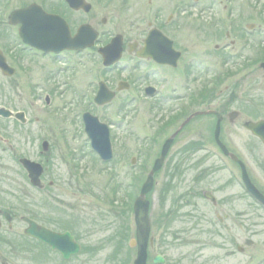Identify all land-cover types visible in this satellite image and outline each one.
<instances>
[{
    "label": "rangeland",
    "instance_id": "rangeland-1",
    "mask_svg": "<svg viewBox=\"0 0 264 264\" xmlns=\"http://www.w3.org/2000/svg\"><path fill=\"white\" fill-rule=\"evenodd\" d=\"M134 1L111 0L102 9L93 5L90 17L96 15L97 24L106 19L105 26L96 27L107 40L128 32L132 25L146 23V18H136L124 4ZM21 2L9 0V8ZM164 2L170 5L167 11L183 7V31L172 32L182 51L183 71L178 67L167 74V81H151L160 91L158 97L171 99L161 107L155 108L142 88L135 86L103 108L89 106L84 96L90 92L92 99L99 82L106 80L115 90L126 77L120 71L104 73L94 53L90 58L77 56L75 66L66 71L62 64L45 60L47 65H35L30 73L11 79L0 75V106L23 112L27 120L25 126L0 121L5 131L0 134L11 138L14 149L8 158L5 144L0 143V211L12 217L10 233L0 217V264H132L136 250L129 246L134 237L131 207L139 188L163 141L184 117L211 109L215 97L220 98L221 108L231 102L229 112L239 113L233 124L222 125L220 139L245 164L252 183L264 194V146L243 128L245 121L264 120L260 68L264 0H160L156 5ZM250 24L252 33L247 30ZM244 34L250 38L244 40ZM7 35L11 45L19 43L15 27ZM125 38L136 37L127 34ZM215 46L227 49L216 52ZM119 64L130 63L125 57ZM140 73H131L137 85L143 80ZM49 93L52 101L46 106ZM85 111L110 128L113 159L109 164L101 163L89 148L80 120ZM165 123L171 125L163 130ZM214 123L209 116L193 118L154 176L155 185L146 197L154 237L147 264L157 254L167 264H264V208L245 194L238 167L215 147ZM42 139H48L52 147L41 160ZM195 146L201 150L190 156ZM19 158L47 168L41 177L42 191L29 185ZM132 158L135 165L130 163ZM204 191L215 197L216 205L202 197ZM21 216L57 232L70 230L80 245L79 254L62 262L59 255L24 239Z\"/></svg>",
    "mask_w": 264,
    "mask_h": 264
},
{
    "label": "flooded vegetation",
    "instance_id": "flooded-vegetation-1",
    "mask_svg": "<svg viewBox=\"0 0 264 264\" xmlns=\"http://www.w3.org/2000/svg\"><path fill=\"white\" fill-rule=\"evenodd\" d=\"M109 1L108 0H22V2L19 4L20 6H18L17 8L10 9L9 0H0V58H2V61H4L8 67L14 70V75L12 76H6L4 74L2 75L1 72H0V75L6 79H11V78H14L15 75L18 73H30L31 68L35 67V65H38V67H41V66L53 63V62L62 64V67H61L62 71H66L70 67L75 66V58L77 56L84 55L90 58V55L94 53L95 55H97L98 58H100V56L98 55L99 49L107 45L112 37L109 40H107V38H105L104 32L96 27V26H99L100 24L102 26H105L107 23L106 19L102 18L100 20V23L97 24L96 15L91 16V17L90 15L92 13V10L93 9L95 10L93 5H95V7L98 6L100 9H102V7H105ZM158 1L160 0H136L132 3H124V4H127V8L130 9V11L134 13L136 18L138 19L146 18L147 19L146 23L143 26L139 24H135V25H132V27L129 29L130 31L128 30V32H118L113 35V36L119 35L121 37L122 53H121V59L119 63L125 57L128 58V63H130L129 65H126V66H120V64H118L114 66L112 70V71H120L121 74H125L126 77L123 80H121L123 82L129 83V89L125 92H129L130 90L132 91L134 86L138 88H142V91H144V89L147 87L153 88L154 84L152 82L161 83L163 81L164 82L167 81L166 79L167 74L170 73L171 71H175L176 69H178V67H181L183 71L182 51L178 49L176 42L172 39L173 31L174 32L183 31V7L178 8L174 11H167L170 9L169 3L164 2L162 3V5L159 6V5H156L157 4L156 2ZM32 5L36 6L37 10L45 15L56 16V17L61 18L67 25V28L71 36H74L80 27L88 26L90 28L88 29L89 34H92L93 32L96 33V39L94 41V45L91 46L90 48H85L79 52H76L75 50H63L62 52L58 54L44 53L35 48L24 45L19 39H18L19 40L18 44L14 46L11 45V43L8 42L9 40H7L8 29L15 27L16 33H17L18 26L11 27V25H9L7 21L8 16L14 11L25 10ZM125 9L126 7L124 8V10ZM147 13H149V15H147ZM93 19L94 21H92ZM93 23H95V25ZM127 34H132V36L136 38L129 41L128 39L125 38ZM4 35H5V38H4ZM148 35L151 36L150 53L154 58L142 59V58H139L137 55L144 48V41ZM226 36L228 37L227 34ZM242 37L244 38V40H246L247 38H250V35L244 34L242 35ZM169 42L173 50L179 52V58L177 60V65L174 68L170 67L168 64H161L158 61H156V60L167 61V60L172 59V53L171 51H169L170 47L169 49L167 47L169 45ZM232 47H233V43H230L228 48H232ZM224 49H227V48L220 49L218 46H215L216 52L220 50L222 51ZM23 60H26L27 63L23 64ZM45 60L47 64L45 63ZM86 62L88 63V60ZM226 62H228V60H226ZM134 71L142 72L140 73L139 78L143 79L142 80L143 83L139 82L138 83L139 85H137L136 84L137 80H133L131 78V73ZM262 72L264 73V69L262 70ZM46 74L49 76V78L52 79V81L53 79L56 78L53 75V73L49 72ZM134 78H136V76ZM149 81L150 82L152 81V82L150 84H147L146 86L145 85L142 86V84H145L146 82H149ZM154 95L155 96L151 99V101H153L152 103L155 108L161 107L162 105H165L167 101L171 100V99L169 100V96L164 97L162 95L158 97L160 95V91L157 88H156ZM50 96H51L50 93L45 96L44 101L46 105H51ZM84 98L86 99L89 98L88 101L86 100L87 101L86 103L90 106L92 104L91 101L93 100L90 98V92L86 93ZM214 99L216 100L214 104H212V108L211 109L209 108L206 110H210L220 115L221 125L233 124V121L237 119L239 115H237L234 120H230L229 118L230 113H229L228 107L229 105H231V102H227L224 105V108H221L220 98L215 97ZM0 108H4V107L0 106ZM12 113L15 114L17 112H12ZM214 113L209 116L213 117V119L216 121L217 116ZM0 121H3V120L0 119ZM4 121L18 122L13 117L4 119ZM22 126H25V125H22ZM3 131L4 130L0 128V133H2ZM182 133H183V129L180 130V132L175 136L173 140V144L176 141V139L180 135H182ZM54 134L52 133V135ZM0 137L2 139V141L0 140V143L3 142L5 144V147H3V151L6 154H8V158H11V155L13 154V151H14L10 143L11 138H9V136L4 135V134L3 135L0 134ZM48 137L52 138V136H48ZM44 142L48 143L46 145V149L48 148L49 150L50 147L52 146H51V142L48 139L47 140L42 139L40 143V148L43 146ZM223 144L227 148L228 152L233 153V151L228 147V145L225 142H223ZM200 150L201 148L196 146L193 148L192 152L190 151L188 153L191 154L192 156L193 154L199 152ZM50 153L51 152H47L46 150L44 154L49 156ZM42 154H43L42 152L38 154L41 160L43 159V156H41ZM224 158L230 160L228 157H224ZM43 188L41 187L37 190L41 191L43 190ZM0 217L5 219L6 222L8 221L7 228L9 229V231L12 230L11 217H6L5 214H3L1 211H0ZM35 222L38 225H41L53 232H57L43 224H39L37 221ZM0 228H1V223H0ZM25 228H26V224L22 232L25 230ZM62 232H65V231H62ZM24 238L40 246L41 248L46 247V245H44L43 243L35 239L29 238V237H24ZM163 264H167L166 260H164Z\"/></svg>",
    "mask_w": 264,
    "mask_h": 264
},
{
    "label": "water",
    "instance_id": "water-1",
    "mask_svg": "<svg viewBox=\"0 0 264 264\" xmlns=\"http://www.w3.org/2000/svg\"><path fill=\"white\" fill-rule=\"evenodd\" d=\"M10 24H19L18 29L19 37L21 38L24 44L37 48L45 52H54L58 53L63 49H79L86 46H90L94 41L95 35L89 34L86 27H82L78 30L77 34L74 37H70L67 26L62 20L54 16H48L39 12L36 6H31L28 9L15 11L9 16ZM150 40L151 36L149 35L145 42V48L141 54L142 57L151 56L150 53ZM168 49L170 45L167 46ZM172 53V59L167 61H159L160 63L171 64L175 66V63L178 58V54L173 50H170ZM101 57L103 59V64L105 66H110L117 62L121 54V41L120 37H114L111 42L99 50ZM4 62L0 59V68L5 71ZM122 87H120L121 89ZM151 92V91H150ZM149 91L147 93L150 94ZM113 98V94L109 93L103 86H101L97 96L94 101L98 105L108 103ZM0 116L7 118L11 114L5 110H0ZM21 114L15 115L16 118L20 119ZM83 122L85 126V133L91 141L92 149L99 155L103 161H109L112 158L110 144L108 140V131L104 125H100L96 118L91 117L89 114L83 115ZM187 122V121H186ZM184 122L183 125L186 123ZM219 122L220 119H217L216 127L214 130V139L219 145L220 149L225 155L228 153L225 151L223 145L219 143ZM245 128L249 130L254 136L258 137L259 140L264 145V121L257 123H245ZM172 138L168 139L161 150L160 158L157 159L153 165L152 170L148 174L146 181L140 189L139 196L135 199L133 204L134 211V221L136 226V241H132V246L137 245V257L133 264H145L146 260V244L149 234V220H148V207L149 203L145 200L146 194L151 190L153 185V174L156 170L159 169L163 157L166 154ZM230 158L235 161L241 171V178L245 187L246 192L261 205L264 206V196H262L256 188L251 184L248 179L244 165L236 159L233 155H229ZM20 163L28 173V177L32 185H38L39 176L42 173V169L38 164L29 162L27 160H21ZM28 224V229L25 233L28 236L34 237L45 244L49 245L52 250H57L61 253L62 258L67 260L71 255L78 253L79 246L73 243L72 238L68 234H54L43 227L37 226L32 221L23 218ZM161 261L159 257L153 260L154 264H157Z\"/></svg>",
    "mask_w": 264,
    "mask_h": 264
}]
</instances>
